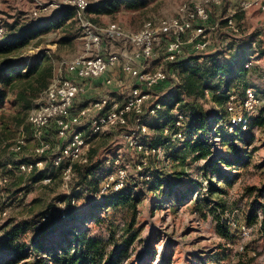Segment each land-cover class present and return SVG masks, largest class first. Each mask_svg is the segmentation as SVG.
Wrapping results in <instances>:
<instances>
[{
	"label": "rangeland",
	"instance_id": "1",
	"mask_svg": "<svg viewBox=\"0 0 264 264\" xmlns=\"http://www.w3.org/2000/svg\"><path fill=\"white\" fill-rule=\"evenodd\" d=\"M191 1L148 0L147 6L137 11L122 7L113 15L83 14L73 26L53 30L42 36L39 43L32 44L7 58H0V66L5 61L31 64L35 62L34 59L43 60L46 56L52 60L55 77L64 70V62L85 53L84 44L87 29L83 26V22L91 24L94 30L95 27L106 28L111 23H118L125 29L137 31L149 20L177 16L180 6ZM54 2L57 0H0V38L9 33L13 25L41 22L59 13L61 10L51 7ZM230 7L228 5L221 10L215 9L211 14L212 21L208 32L210 49L199 53L200 55H194L193 44L187 43L183 48V54L178 58L180 63L177 64H182L180 68L186 70L194 64L193 61L190 62L192 57H198L201 62H206L213 55H217L221 59L228 57L231 60L233 56L247 50V55L253 56V68L242 78L241 83L256 90L259 104L256 112L250 115V122L258 124L264 118V11L253 9L235 14V28L231 29L222 21L224 17L233 15L228 14ZM218 23L219 25H217ZM69 24L70 22H68ZM64 37L70 38L72 42L60 46L59 43ZM186 41L187 39H184V42ZM104 43L108 51L123 49L119 42L105 40ZM165 57V51H159L156 60L149 63V70L152 72L159 69L167 72L173 70L175 66L170 64ZM116 75L124 76L119 72ZM130 81L126 77V86L130 87ZM104 91L102 82L101 84L91 82L88 85L87 95L79 100L81 104L89 103L98 99ZM180 93L181 91L176 87L157 89L151 92L146 109H150L156 103H160L162 109L156 116L148 114L144 118L150 129L149 135L145 139L148 146H154L156 139L160 137V133L151 126L167 112V105L172 102L174 96H178ZM39 95L34 99V103ZM124 98L123 95H120L115 99L121 102ZM182 98L185 102H192L189 98ZM197 104L203 111L211 114L219 109L217 103L210 98L199 100ZM27 114L22 111L20 106L9 102H5L0 108V178L8 175L9 180L6 184H0V230L8 222L23 220L31 214L38 215L47 211L54 213L58 201L67 194L73 195L74 193L72 190L67 193L70 188H65L61 172L49 169V165L46 166L48 168L46 174L52 179L49 183L35 182L37 175L18 176L13 174L12 176L8 174L9 166H13L14 162L16 163L18 160L30 162L35 159L33 153L35 146L32 143H29L19 155H13L10 152L20 129L23 127L27 131L29 130ZM216 132L218 138L212 139L216 152L214 159L219 154H227L228 147L224 146L222 141V138L226 137L236 136L239 146L252 152V155L250 154L252 158L247 168L231 169L222 166L227 176H236L230 185H226L220 179H215V175H212L210 171H208V175L206 174V162L210 159L195 161L192 155L183 154L184 151L181 149L183 146L178 142H171L163 148L164 157L144 154L137 156L135 153L127 151L121 131L95 141L92 147V161L93 164L102 162L97 173V176L100 177L108 171V167L104 165L105 161L116 154H121L123 156L122 163L128 169L129 184L135 192L147 191L156 178L163 183L159 191L169 185L185 190L188 184H196L197 188L193 191L191 203L179 207H169L168 203L163 204L162 201L157 202L156 200L155 203V199L152 198L154 195L150 193V199L139 206L142 213L137 219L135 228L144 230L141 234L144 238L158 236L162 243H167L168 246L164 247L158 242L155 248L159 254L169 250L173 264H201L200 259L204 263L213 262L209 264H264V229L261 228L263 214L261 206L264 205V125H255L241 133H237L231 127L222 129L220 126H214L212 133ZM175 155L178 158L174 159ZM139 166L143 168L142 171L138 169ZM146 171L152 175L151 178L146 177ZM212 187L223 188L226 194L213 196ZM251 189L254 191L251 192ZM75 194L79 207L87 208L82 190L77 188ZM206 198L211 204L209 208H219L218 214L221 216L222 222L230 228L232 240L226 241L219 237L212 214H207V210L203 214L195 212L196 202H202ZM220 205L226 209L225 213H222ZM251 214L256 217L252 224H248L247 220ZM123 223L122 215L117 216L114 227L117 234L121 233ZM107 229L106 226H93L94 233L104 236L108 234ZM1 234L2 231H0V236ZM211 258H217L215 259L217 261H210ZM152 264H159V262Z\"/></svg>",
	"mask_w": 264,
	"mask_h": 264
},
{
	"label": "trees",
	"instance_id": "2",
	"mask_svg": "<svg viewBox=\"0 0 264 264\" xmlns=\"http://www.w3.org/2000/svg\"><path fill=\"white\" fill-rule=\"evenodd\" d=\"M147 4L148 0L101 1L90 6L84 15H113L122 7L137 11L145 8ZM77 19H79L78 11L68 8L41 22L11 26L9 33L0 38V58H7L32 44L39 43L42 36L53 30L73 26ZM68 22H70L69 25ZM71 42L70 38L64 37L59 44L65 46ZM246 51L243 50L241 54L233 56L231 60L213 55L206 62H201L198 57H192L190 62L193 61L194 64L186 70L180 68L182 64H173L175 66L173 70L177 72L180 79L178 89L181 93L172 98V102L167 105V112L151 126L160 133V137L151 147L165 148L172 141L163 134V131L172 126V110L175 105L179 104L181 110L188 116L185 129L187 141L181 144L183 154L192 155L195 161L210 159L206 162V174L208 175V171H210L212 175H215V179L222 180L226 185H230L236 176H227L222 166L231 169L247 168L252 158V152L239 146L236 136L226 137L222 138V141L223 145L228 147L227 154H219L214 159L216 152L212 139H217L218 134L217 132L213 134L212 128L220 126L222 129H229L230 115L226 111V104L229 101L228 94L234 92L241 99L244 90L250 88L241 83L242 78L253 68L246 67L248 56ZM193 54L200 55L195 52ZM34 61L31 64H18L14 61L2 63L0 66V108L5 102H9L20 106L22 111L27 114L33 107L36 96L52 82L55 70L51 58L45 56L43 60L34 59ZM166 88H173V85L165 84L157 89ZM206 92L210 93L212 101H215L219 107L213 114L203 111L197 104L199 100H207ZM181 95L189 98L192 102H185ZM258 124L264 125V118ZM258 124L250 122L247 129ZM232 130L237 133L244 132L240 127ZM194 137L197 138L194 139ZM92 151L87 165L74 167V175L69 182L70 190H68V192L72 190L74 193L61 198L55 206L54 213L47 211L38 215L31 214L23 220L10 221L1 228L0 264L174 263L169 250L159 254L155 248L158 242L164 247L168 246L167 243H162L158 236L144 238L141 236L144 230L135 228L137 219L142 213L139 206L150 199V193H153L152 198L155 199V203L156 200L157 202L162 201L163 204L168 203L169 207H179L191 203L193 191L197 188L196 184H188L185 190L169 185L159 191L163 183L156 178L147 191L135 192L128 180L126 186L120 191L101 193L103 180L97 176V173L102 162L93 164ZM173 158L178 157L175 155ZM13 165L17 164L14 162ZM146 173L150 177L152 176L149 172L146 171ZM8 174L13 176L14 173L9 171ZM31 175H37L35 182L43 181L47 176L46 173L37 172ZM77 188L82 190L87 208L81 209L77 204L75 198ZM252 191L254 189H251ZM158 192L160 194H157ZM211 193L213 196L226 194L223 188L215 187H212ZM92 198L96 199L91 200ZM60 204H64L66 208L63 209ZM210 205L208 198L202 202L198 201L194 206L195 212L203 214L207 210V214H212L219 237L226 241L232 240L230 228L222 222L223 220L218 214L219 208H209ZM220 207L222 213H225L226 209L221 205ZM261 207L263 211L261 228L264 229V205ZM119 215H122L124 223L120 230L121 233L119 231L120 234H117L114 227ZM46 216L49 218L42 221ZM255 217L254 214H251L247 223L252 224ZM93 226H106L108 234L104 236L94 233ZM160 256L162 257L159 258ZM215 259L217 258L210 261H217ZM200 262L201 264L213 263H204L202 259Z\"/></svg>",
	"mask_w": 264,
	"mask_h": 264
},
{
	"label": "built area",
	"instance_id": "3",
	"mask_svg": "<svg viewBox=\"0 0 264 264\" xmlns=\"http://www.w3.org/2000/svg\"><path fill=\"white\" fill-rule=\"evenodd\" d=\"M101 1L110 0H57L51 7L61 11L76 9L81 18L90 6ZM228 5L231 6L228 14L233 15L224 17L222 21L231 29L235 28V14L253 9L264 11V0H192L180 6L177 16L149 20L137 31L125 29L118 23H111L106 28L95 27L94 30L91 24L83 22L87 29L85 53L64 62L62 73L53 78L28 112L29 130L22 127L10 148L11 154L19 155L32 143L35 159L30 162L18 160L17 165L9 166V171L15 175L46 173L49 165V169L61 172L68 189L74 167L89 163L95 141L117 131H121L127 151L137 156L164 157L162 147L146 144L150 129L144 120L148 114L156 116L162 105L156 103L150 109H146V105L151 92L165 84L178 88L180 79L174 70L150 71L149 63L155 61L162 50L170 64L179 63L178 58L187 43L193 44L195 53L210 49L211 14L215 9L221 10ZM105 40L119 42L123 49L108 51ZM246 67H253V56H247ZM118 72L125 77L116 75ZM126 77L131 80L130 87L126 86ZM101 78H104L103 94L81 104L79 99L87 95L89 83ZM116 94L123 95V101H116ZM228 96L226 111L230 115V127L247 130L250 115L256 112L259 104L256 90L246 88L241 99L234 92ZM206 98L211 99L209 92H206ZM187 121L188 116L180 105H175L172 126L165 128L163 134L172 142L185 143ZM122 159L121 154H116L105 161L108 171L100 175L103 180L101 193L120 191L126 186L129 173ZM138 169L143 170L141 166ZM46 175L44 183L51 182V177ZM146 177L151 178L149 175ZM8 181L7 177L0 178V184ZM60 206L66 208L64 204ZM48 218L46 216L42 221Z\"/></svg>",
	"mask_w": 264,
	"mask_h": 264
},
{
	"label": "crops",
	"instance_id": "4",
	"mask_svg": "<svg viewBox=\"0 0 264 264\" xmlns=\"http://www.w3.org/2000/svg\"><path fill=\"white\" fill-rule=\"evenodd\" d=\"M103 80H104V78H101L100 80H98V81H96V84L97 83H100L101 84V82H103ZM121 94H116V96H120ZM116 96H115V98H116ZM120 102V101H119Z\"/></svg>",
	"mask_w": 264,
	"mask_h": 264
}]
</instances>
